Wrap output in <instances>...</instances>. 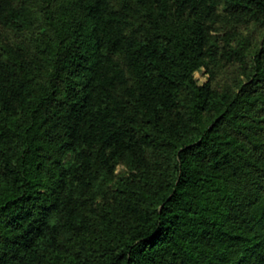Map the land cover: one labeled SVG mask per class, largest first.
Masks as SVG:
<instances>
[{
    "label": "trees",
    "instance_id": "16d2710c",
    "mask_svg": "<svg viewBox=\"0 0 264 264\" xmlns=\"http://www.w3.org/2000/svg\"><path fill=\"white\" fill-rule=\"evenodd\" d=\"M0 264H264V0H0Z\"/></svg>",
    "mask_w": 264,
    "mask_h": 264
}]
</instances>
